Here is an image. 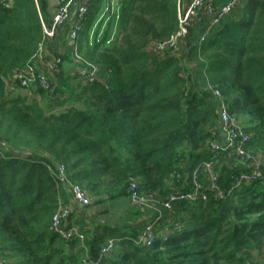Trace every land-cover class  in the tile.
Masks as SVG:
<instances>
[{"label":"trees","instance_id":"16d2710c","mask_svg":"<svg viewBox=\"0 0 264 264\" xmlns=\"http://www.w3.org/2000/svg\"><path fill=\"white\" fill-rule=\"evenodd\" d=\"M120 3L113 42L91 46L102 0L89 1L75 41L69 22L44 37L59 0H0V139L8 145L0 150V264H243L237 258L264 237V162L255 180L235 187L250 169L211 144L220 141L224 102L250 134L249 148L264 149V0H244L203 42L209 19L190 24L183 49L161 53L154 45L178 32L184 0ZM43 48L53 69L35 64ZM89 64L96 75L81 78ZM28 65L35 78L20 88L14 73ZM209 161L217 190L201 167ZM59 165L92 199L81 211L72 205L68 228L78 233L67 240L51 228L69 194ZM196 169L206 199L162 208L170 194L194 191ZM131 181L157 210L132 204ZM149 223L154 238L145 245ZM109 240L115 245L102 255Z\"/></svg>","mask_w":264,"mask_h":264},{"label":"built area","instance_id":"2783aa9c","mask_svg":"<svg viewBox=\"0 0 264 264\" xmlns=\"http://www.w3.org/2000/svg\"><path fill=\"white\" fill-rule=\"evenodd\" d=\"M90 0H59V7H57L50 24L42 22V28L44 37L46 39H52L55 37L58 28L64 23H70V40L75 41L78 38V34L82 31V21L88 13V4ZM244 0H226L221 4H215L212 0H189L187 6L178 11V32L166 41H160L154 45V48L158 52L176 51L179 50V45L184 41L188 34V27L190 24H196L203 18H208L209 23L204 29V33L200 38V42H203L207 35L210 33L213 26L220 23L222 19L227 17L232 10L238 6L243 5ZM120 0H109L101 9L98 17L91 23L89 28V45L102 43L111 44L117 34L120 31ZM74 12V13H73ZM73 13V14H72ZM37 61H42L46 67L53 69L55 59L50 61L43 57L40 53L36 57ZM89 69H85L80 72L81 78L93 79L97 73V68L90 65ZM35 78V66L28 65L24 71H18L14 73L13 79H17L19 87H26L28 82ZM42 86H47L44 78L40 79ZM217 96L220 95L218 91H215ZM218 125L220 129V141H214L211 144L213 151L225 150L230 151L235 155V158L239 160L245 167L250 169V172H242L235 181V187H239L242 182H249L255 180L260 173V167L264 162V156H260L253 152L249 148L250 134L246 132L245 127L238 121L235 116H232L227 109V105L222 102L219 108ZM8 149V145L2 139H0V150ZM201 167L208 174V184L213 190H217L216 185L218 174L214 171V165L212 162H204ZM199 170L196 169L193 172L194 191L192 193H172L166 200L160 202V206L167 211H172L176 202L191 200L196 201L198 198L206 199V196L202 193V184L197 180ZM58 174L61 176V181L66 185L71 203L77 208L87 207L92 203V199L86 193L84 188L78 184L68 181L65 177L64 165L58 166ZM131 195L130 199L134 206L143 210H157L158 202L154 200L153 196L148 198L142 197L137 192V184L134 181L130 183ZM221 196V192H219ZM157 203V204H156ZM72 204H68L63 200H59L58 207L52 216L51 228L54 232H57L62 238L69 239L73 234H77L76 228L69 227V216L73 211ZM153 223H149L145 229L142 237V242L145 245H151L154 238ZM170 234V230L166 229L163 233L164 237ZM115 245L114 240H109L102 249V255H107L113 249Z\"/></svg>","mask_w":264,"mask_h":264},{"label":"rangeland","instance_id":"374dc122","mask_svg":"<svg viewBox=\"0 0 264 264\" xmlns=\"http://www.w3.org/2000/svg\"><path fill=\"white\" fill-rule=\"evenodd\" d=\"M108 1L109 0H102V4L105 5ZM56 4H57V0H56ZM49 40L51 41L52 39H49ZM182 47H184V46L181 43L179 46V50H182L183 49ZM49 50H50L49 48H43L41 54L43 55V57H47V59L50 61L51 59H54V57L51 55V52H49ZM35 64H36V66L37 65H44V63H42V61H37ZM94 67H96V66L94 65ZM69 68H71V66H68L67 69H69ZM27 96L30 97V95H27ZM252 151L255 152L256 154L260 155V156H264V149H262V148H253ZM79 210L81 211L82 209L80 208ZM120 211L123 212L122 207H120L116 210V212H120ZM88 214H89V212H88ZM239 259H243V261H242L243 264H264V237L262 239L261 247L258 250H251V251L244 252V254H242L239 258H237L236 261H239ZM219 264H237V263L236 262H221Z\"/></svg>","mask_w":264,"mask_h":264},{"label":"crops","instance_id":"0c3cea01","mask_svg":"<svg viewBox=\"0 0 264 264\" xmlns=\"http://www.w3.org/2000/svg\"><path fill=\"white\" fill-rule=\"evenodd\" d=\"M215 2H217V3H223V2H225L226 0H214ZM189 3V0H184V4H185V6H187V4ZM15 94V93H14ZM65 201H66V203H70V204H72L71 203V199H70V195L68 194L67 195V197H66V199H65ZM73 205V204H72Z\"/></svg>","mask_w":264,"mask_h":264}]
</instances>
